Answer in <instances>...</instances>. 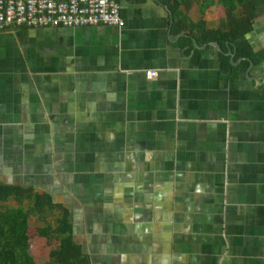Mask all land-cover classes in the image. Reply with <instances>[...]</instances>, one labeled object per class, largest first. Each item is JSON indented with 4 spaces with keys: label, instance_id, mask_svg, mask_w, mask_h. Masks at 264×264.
Here are the masks:
<instances>
[{
    "label": "crops",
    "instance_id": "crops-1",
    "mask_svg": "<svg viewBox=\"0 0 264 264\" xmlns=\"http://www.w3.org/2000/svg\"><path fill=\"white\" fill-rule=\"evenodd\" d=\"M115 2L122 28L0 30V187L44 200L33 263L63 219L85 264H264V60L231 78L206 47L194 65L163 5ZM244 39L264 55V12Z\"/></svg>",
    "mask_w": 264,
    "mask_h": 264
},
{
    "label": "trees",
    "instance_id": "trees-1",
    "mask_svg": "<svg viewBox=\"0 0 264 264\" xmlns=\"http://www.w3.org/2000/svg\"><path fill=\"white\" fill-rule=\"evenodd\" d=\"M153 1L168 9L172 19L171 34L174 36L183 34L178 39L177 45L181 48L187 46L186 53L193 51L191 59L194 65L199 62L201 51L193 48V42L199 47L209 43L217 44L221 50V53H218L221 71L231 78L245 72L250 63L256 66L264 60V55L253 51L244 39L258 14L264 12V0ZM194 3L198 4L200 13L212 3L223 8L224 17L215 29L207 28L201 20L196 23L189 21L186 13ZM237 9H239L238 16H236ZM227 50L233 53V63L240 59L237 65H230L229 57L225 55ZM20 194L19 190L0 187V264H34L28 253L27 220L31 214H37L44 206V200L35 198L23 206L18 197ZM9 198L16 199V207H6ZM64 224L65 221L62 219L58 222L57 228L46 227L36 231L37 236L46 239L51 234L58 237V246L48 252V260L45 264H85L81 260L77 246L66 236L68 232L63 229Z\"/></svg>",
    "mask_w": 264,
    "mask_h": 264
},
{
    "label": "built area",
    "instance_id": "built-area-1",
    "mask_svg": "<svg viewBox=\"0 0 264 264\" xmlns=\"http://www.w3.org/2000/svg\"><path fill=\"white\" fill-rule=\"evenodd\" d=\"M114 0H0V30L15 28H122ZM153 71L144 72L147 79Z\"/></svg>",
    "mask_w": 264,
    "mask_h": 264
},
{
    "label": "water",
    "instance_id": "water-1",
    "mask_svg": "<svg viewBox=\"0 0 264 264\" xmlns=\"http://www.w3.org/2000/svg\"><path fill=\"white\" fill-rule=\"evenodd\" d=\"M162 8L165 10V12L167 13V15H168V24H169V27L171 26V23H172V19H171V17H170V13H169V11H168V9L166 8V7H164V6H162ZM180 36H182L181 34H179L177 37H176V39L177 38H179ZM206 47H212L213 49H215L216 51H217V53H221V50H220V48H219V46L217 45V44H215V43H209V44H206V45H202V46H197L196 45V43H194L193 42V48L194 49H196V50H202V49H205ZM226 56H228L229 57V63H230V65H232V66H235V65H237V63H238V61H240V59L239 60H237L236 62H232V58H233V53H230L229 52V50H227V52H226V54H225ZM251 68V63L249 64V68H248V70H246V72H245V75H246V77L248 78V71H249V69ZM253 81H255V79H253ZM256 82V81H255Z\"/></svg>",
    "mask_w": 264,
    "mask_h": 264
},
{
    "label": "rangeland",
    "instance_id": "rangeland-1",
    "mask_svg": "<svg viewBox=\"0 0 264 264\" xmlns=\"http://www.w3.org/2000/svg\"><path fill=\"white\" fill-rule=\"evenodd\" d=\"M45 260V259H44ZM39 261L41 262L40 264H45V262H43L42 259H39Z\"/></svg>",
    "mask_w": 264,
    "mask_h": 264
}]
</instances>
